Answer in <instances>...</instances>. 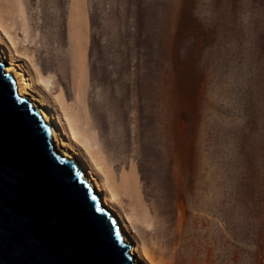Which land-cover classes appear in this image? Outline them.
I'll use <instances>...</instances> for the list:
<instances>
[{
    "label": "rangeland",
    "instance_id": "obj_1",
    "mask_svg": "<svg viewBox=\"0 0 264 264\" xmlns=\"http://www.w3.org/2000/svg\"><path fill=\"white\" fill-rule=\"evenodd\" d=\"M16 1L10 51L60 114L84 70L109 176L136 194L116 206L165 231L128 222L152 263L264 264V0Z\"/></svg>",
    "mask_w": 264,
    "mask_h": 264
},
{
    "label": "water",
    "instance_id": "obj_2",
    "mask_svg": "<svg viewBox=\"0 0 264 264\" xmlns=\"http://www.w3.org/2000/svg\"><path fill=\"white\" fill-rule=\"evenodd\" d=\"M0 60V264H138L119 222Z\"/></svg>",
    "mask_w": 264,
    "mask_h": 264
},
{
    "label": "bare ground",
    "instance_id": "obj_3",
    "mask_svg": "<svg viewBox=\"0 0 264 264\" xmlns=\"http://www.w3.org/2000/svg\"><path fill=\"white\" fill-rule=\"evenodd\" d=\"M10 1L17 5L16 0ZM13 25L11 21L5 20V17L0 15V29L8 39L6 43V40L0 34V60L6 65L5 73L13 75L17 86V94L28 99L33 107L37 108L43 120L50 124L57 150L64 157L75 161L101 202L117 218L123 237L131 245V254L134 256L135 261L138 264L152 263V256L146 253L141 244L136 241L130 232L128 222L139 221L147 230L154 232L160 238L165 235V231L164 229L154 228L150 220L144 221L142 218L140 220L134 206H129L131 207L130 214L124 213L116 206V203L122 201L124 196L131 202V205L135 204L136 194L132 190L130 195L127 196L128 192L121 191L120 188L116 187L114 179L109 176L111 174L110 168L105 165V158L99 147L98 134L92 128L91 119L84 103L83 92L85 86L84 73L82 72L84 70H80L78 75L79 83L76 84L77 90L75 89L76 104L71 106V110L61 105L62 114H60L55 102L48 100L34 90L35 87L31 81V74L28 73V69L17 61L15 54L10 51V45L16 48L19 43L18 35L11 32ZM37 81L47 90H50L51 86L54 85L53 78L51 76L44 77L41 72L38 73ZM76 110L78 111L77 113H75ZM73 141H76L87 152V156L77 148ZM106 143H117L116 137L113 135V138L111 140L108 138ZM102 175L106 176V178H102ZM162 243L163 247L164 242Z\"/></svg>",
    "mask_w": 264,
    "mask_h": 264
}]
</instances>
